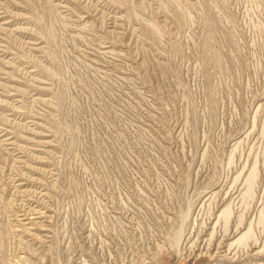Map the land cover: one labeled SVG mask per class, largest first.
Segmentation results:
<instances>
[{"label": "rangeland", "instance_id": "1", "mask_svg": "<svg viewBox=\"0 0 264 264\" xmlns=\"http://www.w3.org/2000/svg\"><path fill=\"white\" fill-rule=\"evenodd\" d=\"M0 264H264V0H0Z\"/></svg>", "mask_w": 264, "mask_h": 264}]
</instances>
